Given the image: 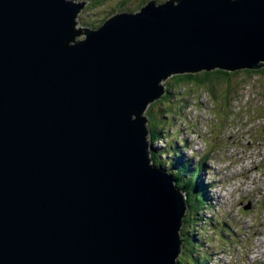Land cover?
I'll return each mask as SVG.
<instances>
[{
	"label": "water",
	"instance_id": "water-1",
	"mask_svg": "<svg viewBox=\"0 0 264 264\" xmlns=\"http://www.w3.org/2000/svg\"><path fill=\"white\" fill-rule=\"evenodd\" d=\"M82 6L0 0V264H175L185 207L144 111L173 74L264 67V0L148 2L96 29Z\"/></svg>",
	"mask_w": 264,
	"mask_h": 264
},
{
	"label": "rangeland",
	"instance_id": "rangeland-1",
	"mask_svg": "<svg viewBox=\"0 0 264 264\" xmlns=\"http://www.w3.org/2000/svg\"><path fill=\"white\" fill-rule=\"evenodd\" d=\"M80 1L85 2L82 14L85 15L82 16V20L89 21L86 17H92L94 22H98L103 17V13L118 10L117 7L120 0ZM95 1L99 2V4L92 6L91 3ZM168 1L156 0L155 4L159 5ZM245 70L248 69L230 72L235 73ZM237 74L233 75L234 88L226 104L224 103L225 97L223 96L225 85L222 81H215V85L212 84L211 86L200 84L198 85L199 88L194 84H184L169 91L166 85L170 81L171 76H168L161 82L163 92H169L171 95L170 100L165 106V108H169L172 111L170 118L174 122L173 127L169 130L170 137H173L172 135L177 132L178 138H181L186 143H190L189 140H194L198 149V152H196L197 157L204 149L211 150V154H213L207 161H201V166L204 165L203 172L209 175L206 172L207 168L211 171L212 175L217 172L219 179L225 185L230 177L228 174L232 173L235 167L233 164L237 163L236 167L240 169L244 168L247 171L245 174L246 178L240 182L237 178L234 183L235 185L229 187V191H237L240 188V190L247 191L253 196V200L248 201L249 206L247 211L242 213L243 206L240 205L235 206L232 210L233 214L238 215V218L235 220H246L245 223L249 228V238L245 240L240 239L238 242L234 240L231 234L233 231L238 234L240 230L238 228L234 229L232 222L228 219V212L224 203L219 201L215 206V213H219L217 216L223 224L221 232L206 228L203 238L200 226L197 225V235L195 236L197 249L193 251V256L206 260L210 264H238L237 261H241L242 264V259H249L251 262L259 259L257 264H261V259L258 257L264 253V207L259 203L256 204L259 192L261 189H264V176L262 177L264 175V76L263 78L259 79L258 77L253 80L254 75L251 76L243 72ZM207 87H212L217 96L211 95ZM163 96L164 94L156 100H160ZM151 105L152 103L148 104L144 111L146 117ZM241 106H244L241 111L232 110H238ZM162 115L163 117H167L165 113ZM222 133L234 137L223 141L221 139ZM159 143H162V141H159ZM160 146H163V144ZM166 147L169 148L170 146ZM223 150L226 152L229 160L223 161L221 157L224 156H218V154H222ZM187 153V151H182L181 160L183 162L186 161L189 167L193 168L195 164L192 162L194 166L191 165L190 161L186 159L188 158L186 156ZM193 158L194 162H198V158ZM226 167L230 168L228 172L223 170ZM173 169L177 168L173 167ZM238 196L239 193L235 192L233 198ZM263 197L264 193H260L259 198L262 199ZM246 204L247 202H243V205ZM221 218L225 219V222ZM252 235L256 237H252ZM221 250L229 254V256L225 257L227 262L217 259V252ZM188 251L192 253L190 249ZM181 256L182 246L178 261H180ZM190 262L194 264V261L191 260ZM247 264H251L250 261H247Z\"/></svg>",
	"mask_w": 264,
	"mask_h": 264
},
{
	"label": "trees",
	"instance_id": "trees-1",
	"mask_svg": "<svg viewBox=\"0 0 264 264\" xmlns=\"http://www.w3.org/2000/svg\"><path fill=\"white\" fill-rule=\"evenodd\" d=\"M148 1L150 0H120L118 4V12H125V13H133L135 11H138L143 6H145ZM112 11L109 12L108 18H111ZM106 18L102 17L100 21L102 22L104 20H107ZM92 21V20H91ZM89 21V23L86 24V26H96L97 23H93ZM84 25V22H83ZM99 25V24H98ZM245 74L254 75L253 80L259 79L264 76V68L255 69V70H245L242 71ZM242 72H227L219 69H214L210 72L208 71H200L197 73H178L170 77V81L167 82L166 85L168 91L174 90L175 88H178V86H182L184 84H194L198 87L200 84H205L207 86H211L214 84V82H224V94L226 101H229V96L232 94V90L234 88V82H233V75L240 74ZM237 74V75H238ZM210 84V85H209ZM215 85V84H214ZM199 88V87H198ZM208 92L213 95L214 97L217 96V93H215L214 89L212 87H207ZM171 95L169 92H167L160 100H156L152 103L151 107H149V111L147 112L148 117V129L150 132V139L152 142L156 141L163 130L165 132L171 127L170 121L167 122L165 117H163L162 114H166V116H171V110L169 108H165L168 101L170 100ZM165 109V111H164ZM172 109V107H171ZM167 138V135H165ZM151 162L154 166H158L162 168L163 165L170 166L167 162L162 161L160 158V153H157L156 151H151L150 153ZM182 157V156H181ZM181 157H176V163L173 164V166L179 170H182V168L185 170V172H191V175L188 177L183 176V174L179 171V174H174L173 178L177 181V186L185 193V197L187 198V214L186 217L183 219L184 226L182 228V256L180 258V261H177L179 264H192L190 261H194V264H204L200 263L202 259L195 258L193 256V251L197 249L196 247V240L195 236L197 235V217L196 215L203 210V207H205L204 200L200 197H197L195 193H199L198 191V170L193 169L189 167V164H187L186 161L184 163L186 165H183V161L181 160ZM168 161V160H167ZM176 165L178 167H176ZM170 171V170H169ZM188 174V173H187ZM201 184V183H200ZM193 187V188H191ZM202 190V189H200ZM206 191V190H204ZM200 232H202L200 230ZM193 237V239H192ZM184 247V248H183ZM211 250L212 247H210ZM188 249L192 251V253H189ZM208 250V248H206ZM205 261V260H202ZM208 264V263H207Z\"/></svg>",
	"mask_w": 264,
	"mask_h": 264
},
{
	"label": "bare ground",
	"instance_id": "bare-ground-1",
	"mask_svg": "<svg viewBox=\"0 0 264 264\" xmlns=\"http://www.w3.org/2000/svg\"><path fill=\"white\" fill-rule=\"evenodd\" d=\"M67 1H71V0H67ZM151 2H155V1H151ZM214 70V69H213ZM161 87H163V85H161ZM147 142H149V139H147L146 140ZM150 158V160H151V157H149ZM165 172H166V170H165ZM225 180V179H224ZM184 195V194H183ZM185 196V195H184ZM179 226V231H178V233H179V243H180V245H179V249H180V251H179V255H180V253H181V246H182V237H181V230H182V226H183V223L182 222H180V225H178ZM178 258H179V256H178ZM178 258H174V260H175V264H179L177 261H178ZM258 258H260L261 259V261H260V263L261 264H264V253H262V255L261 256H259ZM258 260L259 259H255V261H254V264H257L258 263ZM208 264H210V263H208Z\"/></svg>",
	"mask_w": 264,
	"mask_h": 264
},
{
	"label": "flooded vegetation",
	"instance_id": "flooded-vegetation-1",
	"mask_svg": "<svg viewBox=\"0 0 264 264\" xmlns=\"http://www.w3.org/2000/svg\"><path fill=\"white\" fill-rule=\"evenodd\" d=\"M151 1H155V2H156V0H151ZM84 6H85V5H84ZM84 6H83V8H84ZM83 8H82V9H83ZM83 11H84V10H83ZM79 18H81V17H79ZM83 22L85 23L84 19H83V20L80 19V23L83 24Z\"/></svg>",
	"mask_w": 264,
	"mask_h": 264
}]
</instances>
